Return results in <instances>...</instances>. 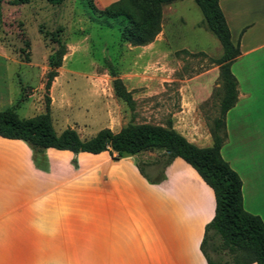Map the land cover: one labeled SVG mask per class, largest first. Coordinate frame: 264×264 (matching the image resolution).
<instances>
[{
    "label": "crops",
    "instance_id": "1",
    "mask_svg": "<svg viewBox=\"0 0 264 264\" xmlns=\"http://www.w3.org/2000/svg\"><path fill=\"white\" fill-rule=\"evenodd\" d=\"M119 1L93 3L102 10ZM218 5L231 42L239 46L230 64L237 100L224 115L220 155L241 180L244 210L264 224V0H218ZM179 6L198 8L195 0L162 4L155 40L128 51L141 60H168L183 51L212 57L205 45L195 51L166 47L165 28ZM199 26L213 35L204 18ZM3 50L0 45V57ZM218 78L216 65L187 78L171 114V128L197 148L212 146L218 113L211 97ZM105 154L46 149L43 172L25 143L0 137V264H206L199 247L215 199L197 172L174 158L163 180L150 184L134 156L113 161ZM89 158L103 163L89 164Z\"/></svg>",
    "mask_w": 264,
    "mask_h": 264
},
{
    "label": "rangeland",
    "instance_id": "2",
    "mask_svg": "<svg viewBox=\"0 0 264 264\" xmlns=\"http://www.w3.org/2000/svg\"><path fill=\"white\" fill-rule=\"evenodd\" d=\"M176 8L165 28L166 47L195 51L205 45L212 57L183 51L168 60H141L128 48L147 46L159 33L148 43L131 45L120 39L116 21L94 15L84 1L51 5L36 0L29 5L0 0V45L6 50L0 57L1 107L18 108L20 118H31L45 113L48 99L55 132L70 128L82 140L102 129L117 133L127 125H169L184 81L214 66L222 55L216 37L200 29V10ZM116 82L129 102L117 95ZM28 96L31 99L24 101ZM221 96L216 87L211 103L217 113ZM3 149L12 150L4 145ZM134 159L158 168L164 160L161 151L143 152ZM225 260L231 262V257Z\"/></svg>",
    "mask_w": 264,
    "mask_h": 264
},
{
    "label": "trees",
    "instance_id": "3",
    "mask_svg": "<svg viewBox=\"0 0 264 264\" xmlns=\"http://www.w3.org/2000/svg\"><path fill=\"white\" fill-rule=\"evenodd\" d=\"M21 1L26 4L31 0ZM81 1L94 15L117 20L121 26V40L131 45H142L152 41L160 31L162 4L177 0H120L102 10L95 7L93 0ZM46 2L60 5L63 0ZM195 3L207 28L222 48L221 57L213 61L219 67L218 85L222 96L218 116L213 120L211 129V147H195L175 132L170 124L166 127L127 125L117 133L102 129L87 140H82L70 128L56 133L50 119L48 99L45 113L31 118H20L14 108L0 109V137L25 143L32 152L33 165L43 172L48 171L46 149L69 151L73 155L107 152L113 161L143 152L161 151L164 159L161 168L135 162L138 172L148 183L158 184L164 178V167L172 159L180 158L197 172L214 194V216L204 228L199 247L206 264H264V224L258 216L244 210L241 180L220 155L224 115L237 100L236 80L230 71V64L239 55V46L231 42L218 0H195ZM45 89H48V83ZM115 89L119 97L130 101L119 82L115 83ZM71 163L74 168L78 167L76 159ZM147 168L151 171L148 172ZM228 255L231 262L225 260Z\"/></svg>",
    "mask_w": 264,
    "mask_h": 264
}]
</instances>
